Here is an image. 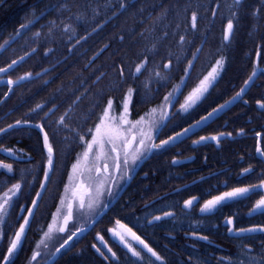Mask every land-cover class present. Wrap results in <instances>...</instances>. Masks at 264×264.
<instances>
[{"label":"trees","instance_id":"16d2710c","mask_svg":"<svg viewBox=\"0 0 264 264\" xmlns=\"http://www.w3.org/2000/svg\"><path fill=\"white\" fill-rule=\"evenodd\" d=\"M0 69V164L12 168L0 167V197L20 185L1 228L0 264L34 203L8 264L52 258L32 257L70 169L109 101L118 113L129 89L132 121L174 97L168 118L127 183L52 264H264V211L251 213L260 190L200 213L217 196L264 182V0H0ZM213 69V84L182 113ZM28 125L47 135L51 165ZM115 223L161 259L109 240ZM97 236L113 257L96 251Z\"/></svg>","mask_w":264,"mask_h":264},{"label":"rangeland","instance_id":"374dc122","mask_svg":"<svg viewBox=\"0 0 264 264\" xmlns=\"http://www.w3.org/2000/svg\"><path fill=\"white\" fill-rule=\"evenodd\" d=\"M216 76L217 71L215 73V78L211 80L208 88L213 84ZM171 98L161 107L150 109L145 115H142L135 121L130 119L131 96L130 102L128 103L127 113L124 111V103L126 99H129V95L125 97L118 113H116L111 106L108 116L104 117L103 114V124H101L100 120V122L95 126L90 142L78 155L76 161L70 169L59 206L54 213L45 234L40 240L38 251L33 254V257L35 256V259L33 260L37 261L39 258L41 259L42 255L39 256L41 253L47 255L46 259L53 257L62 246L61 245L58 247L65 240V237L68 233H71V237L72 235H75L74 233L76 232V235H80L83 234L84 231L90 229L91 223H93L94 220L98 218L102 211L108 206V203L112 200L115 194H117L120 188L127 183L131 174L141 161V158L154 149V136L164 121L168 118L167 116L169 115V106L171 105L170 102L174 97L172 99ZM197 102L198 100L196 103ZM195 104H192L190 107H188L186 111L182 109L181 112H187ZM98 125L101 127L100 133H97L96 131ZM141 141H143V144H141ZM205 141L208 140H204L203 142ZM170 142L171 141H168L167 144ZM89 144L92 145L91 150L88 148ZM85 152L88 153L86 157ZM5 154L8 156L16 155L14 152L10 151H6ZM74 166H76L75 169ZM248 189L249 191L246 194L231 199L243 197L254 190H260L262 192L261 199H264V182L257 187ZM80 192L82 194H80ZM6 193H8L11 199L9 200L8 204L5 205L6 211L3 214H0V216H2V218H0V240L2 235V225L8 215L11 200L15 197L17 191L15 192V195L9 191ZM4 196L5 194L0 197V203H3ZM231 199L221 201L211 211L202 212L201 209L208 202L207 201L200 208V213H211L220 204ZM256 204L251 211L252 214L264 211V208H256ZM34 206L35 203L21 223V225H24V232L21 237L20 244L18 245L14 254L10 257V260L8 262L3 261L2 264H8L18 252L23 242ZM25 220H27V224H25ZM20 226L17 231H19ZM131 233L133 232L129 231V229L125 226L115 223L108 230V238L131 255L132 253L125 245L130 246L134 250H136V248H140L148 255L156 259V257L152 256V254L148 252V250L131 235ZM14 238L15 234L13 235L12 239ZM96 240V251L100 255L104 254L109 257H113L112 252L109 251L110 248L106 241L99 236L96 237ZM49 244L51 245L47 250ZM97 249H99V251ZM39 251H41V253Z\"/></svg>","mask_w":264,"mask_h":264},{"label":"snow or ice","instance_id":"6c2138e0","mask_svg":"<svg viewBox=\"0 0 264 264\" xmlns=\"http://www.w3.org/2000/svg\"><path fill=\"white\" fill-rule=\"evenodd\" d=\"M235 2L237 4H239L241 2V0H235ZM195 19H196V17L194 15L193 16V21H195ZM232 28H233V24H232L231 21H229L228 24H227L226 31H225V36H224V39L225 40H228L229 39V35L231 33ZM13 63H15V61ZM9 67H11V65ZM220 67H222V61H217V68H220ZM139 70L140 69L137 68V71H139ZM0 71H5V70L4 69H0ZM216 71H217V69H213V72L212 73H209V76L208 77H205V79L203 81H201L200 86L197 89H195L186 98L185 104L181 105V108L183 110L186 111L188 109V107H190L192 104H195L196 101L199 100L200 97L203 95V93L207 91L208 86L211 83V80L215 78ZM21 79H23V77ZM251 79H252V77H249V80H251ZM8 83L11 85L14 82L10 80V81H8ZM245 83L247 84V81ZM131 91L132 90L129 89V99H126L125 100V103H124V111H125V113H127V110H128V103L130 102ZM243 91H244V89L242 88L241 89V93ZM241 93H237V97H239ZM169 95L171 96V94H169ZM165 99L168 100V97H166ZM111 106H112V102L109 101L108 108L105 110V113H104V117H107L108 116V112L111 110ZM259 107L264 108V103H259ZM104 117L101 118V124H103ZM37 127H39V125H37ZM41 131H43V129H41ZM96 131H97V133H100V131H101L100 125L97 126ZM212 139H216V137H212ZM44 141H45V147L48 149V153H49L48 163L51 165V163H52V157H51L52 148L48 144V137H47V135H45ZM94 142H95V139H94ZM167 143H168V141H163V144H167ZM141 144H143V141H141ZM88 148H89V150H91L92 145L89 144L88 145ZM257 151L260 152V155L264 156V151H261L259 148L257 149ZM87 154L88 153L85 152V157L87 156ZM0 167L6 168V169H8V171H11L12 170L11 165H8V164H0ZM75 167L76 166H74V169H75ZM45 175H47V173H45ZM19 188H20V185L19 184L13 185V187L11 189H9V192L12 193L13 195H15V192L17 190H19ZM248 191H249L248 188H237V189H234L231 192H226L222 196H217L213 200H209L204 205V207L201 209V211L202 212L211 211L221 201L226 200V199H231V198H234V197H238V196H242V195L246 194ZM10 199H11V197L8 195V193H5L3 203H0V214H3L6 211L5 205L8 204V202H9ZM191 203H192L191 200L190 201H187L186 204H185V206L187 207V206L191 205ZM256 208H258V209L259 208H264V199H261L260 201L257 202ZM0 218H2V216H0ZM156 219H159V217H157ZM228 223L231 224V220H229ZM25 224H27V220H25ZM230 231H231V229H230ZM248 231H253V230L252 229H249ZM260 231H264V228L260 229ZM23 232H24V225H21L19 231H17L15 233V238L12 239L11 242H10V246L8 248L7 255L4 256V261L5 262H8L10 260V257L16 251L18 245L20 244V241H21V237L23 235ZM131 235L136 240H138L144 246V248H146L148 250V252H150L152 254V256L156 257L157 260H160L161 259L160 256H158L156 252H154L151 248H149L147 244H144V242L142 240H140V238L137 237L135 235V233H131ZM201 238L204 239V237H201ZM125 246L128 247V250L132 253L133 256L139 257V253L136 250H134L133 248H131L128 245H125ZM97 250L99 251V249H97ZM109 251H111V249H109ZM33 259H35V256L33 257Z\"/></svg>","mask_w":264,"mask_h":264},{"label":"water","instance_id":"95a60500","mask_svg":"<svg viewBox=\"0 0 264 264\" xmlns=\"http://www.w3.org/2000/svg\"><path fill=\"white\" fill-rule=\"evenodd\" d=\"M221 110H218L214 113H212L211 115H209L208 119H212V118H215L216 116H218L220 114ZM28 127L30 128H33V129H36L37 131L40 132L41 134V137H42V141H43V145H44V149L48 152V149L45 147V141H44V132L41 131V128L35 126V125H28ZM51 156H52V153H51ZM80 194H82L80 192ZM94 223V222H93ZM90 225V227L92 226V224ZM75 235H73L69 240H67L61 247L60 249L56 252V254L46 263V264H52L54 262V260L58 257V255L69 245V243L71 242V240L74 238Z\"/></svg>","mask_w":264,"mask_h":264}]
</instances>
